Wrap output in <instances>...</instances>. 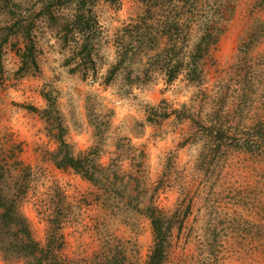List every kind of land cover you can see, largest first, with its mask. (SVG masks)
<instances>
[{"label": "rangeland", "instance_id": "obj_1", "mask_svg": "<svg viewBox=\"0 0 264 264\" xmlns=\"http://www.w3.org/2000/svg\"><path fill=\"white\" fill-rule=\"evenodd\" d=\"M231 5L199 64L202 80L184 72L169 83L150 62L166 43L156 45L157 26L148 53L112 73L125 44L139 41L126 30L146 15L139 0L94 5V62L79 55L84 35L64 26L75 4L56 10L69 16L63 23L39 16V0H0V193L18 202L41 247L57 233L55 260L91 264L122 251V264H148L155 233L146 208L155 204L173 222L163 264H264V165L231 147L210 163L193 120L221 119L232 134L264 123V0ZM13 10L32 24L31 38L8 36ZM68 151L110 181L60 166ZM12 240L0 239V264H37Z\"/></svg>", "mask_w": 264, "mask_h": 264}, {"label": "trees", "instance_id": "obj_2", "mask_svg": "<svg viewBox=\"0 0 264 264\" xmlns=\"http://www.w3.org/2000/svg\"><path fill=\"white\" fill-rule=\"evenodd\" d=\"M39 1L43 2L41 11L38 13L39 16L47 15L50 20L60 19L63 20V23L67 21L69 16L65 14L60 17V15H57L56 10L63 9L69 4L77 6L75 15L68 20V23H64V26L68 31L79 32L84 35L85 42L82 45L79 44V55L83 59L94 62L93 52L99 39V33L97 30L98 20L93 14V7L101 0ZM106 1L116 2L117 0ZM139 1L145 6L146 15L138 23L126 27V30L130 31L131 35L134 33V28L139 31V41L137 44H134L133 41L125 44L126 48L123 50L122 56L120 55V61L112 73L119 70L133 55L138 56L143 52L148 53L146 49L149 47V44L146 43L148 36H156L150 28L157 26L161 30V34L159 40L155 38L156 45L158 43L160 46L163 43L161 37L166 40V43H164V50L154 55L150 60L151 64L165 71L169 83L174 82L184 72L187 73L191 81H201L204 72L199 68V64L209 53L211 47L218 42L221 33H223L225 29L223 22L229 19L228 14L231 10L232 0ZM11 14L14 15L13 24L5 28L8 30V36H16L23 31L27 37L31 38L32 24L25 25V18L22 15L18 16L14 10L11 11ZM156 15L159 16L156 19L159 25H149L150 21L156 18ZM146 27H148L147 30L145 29ZM194 34H197V36L194 37ZM194 39L197 40L192 45ZM7 41L8 37L3 42ZM28 48H30L32 53L34 52L35 46L32 41ZM1 60L2 45H0V65ZM32 62L34 65H37L34 56ZM111 77L112 75H110V79ZM224 115L226 114L224 113ZM218 117L221 118L222 114H218ZM193 120L200 128L198 134L205 138V145L207 147L205 158L210 163H214L219 158H222L219 152L224 147H231L247 153V156L257 159L264 165V123L257 122L253 125V128H251L252 126L249 127V130H246L243 134H240L238 129L237 134H232L228 124L221 121V119H214L215 121L211 119L210 123L207 120ZM62 145L67 146L64 140L62 141ZM61 163L63 165L59 164L60 166H71L76 170L85 172L86 176L90 177L93 182H103L104 178L110 181V177L107 176L109 174L105 173L104 170L91 173L89 167L84 166V161L75 158L70 151L63 156ZM4 180L5 174L0 168V184ZM111 185L115 189L116 181L113 180ZM146 210L152 221L155 233V246L153 247L148 264H163L173 222L166 216L165 211L155 204H150ZM5 235H13L16 241L12 240V242L19 246L20 253H23L28 258H34L37 260V264H65L61 263L58 259L55 260L52 240L56 238L57 233H52L47 247H41L34 239L28 220L18 207V202L7 191L0 193V239ZM41 254L42 256L39 257ZM123 258L125 259L124 252L120 251L115 256L104 255L99 261L91 264H122Z\"/></svg>", "mask_w": 264, "mask_h": 264}]
</instances>
